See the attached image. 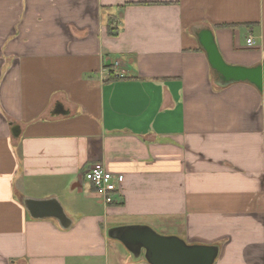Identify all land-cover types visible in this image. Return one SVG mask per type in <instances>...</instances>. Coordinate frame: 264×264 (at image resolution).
<instances>
[{
  "label": "crops",
  "instance_id": "0c3cea01",
  "mask_svg": "<svg viewBox=\"0 0 264 264\" xmlns=\"http://www.w3.org/2000/svg\"><path fill=\"white\" fill-rule=\"evenodd\" d=\"M202 28L264 62V0H0V264H148L107 237L135 225L264 264V95L214 86ZM50 199L68 227L25 204Z\"/></svg>",
  "mask_w": 264,
  "mask_h": 264
},
{
  "label": "water",
  "instance_id": "95a60500",
  "mask_svg": "<svg viewBox=\"0 0 264 264\" xmlns=\"http://www.w3.org/2000/svg\"><path fill=\"white\" fill-rule=\"evenodd\" d=\"M201 50L209 62L213 84L226 88L234 84H248L264 95V62L252 67L228 64L210 28H202L194 33ZM63 106L56 107V114H64ZM26 207L36 219L54 218L63 227H68L69 219L62 206L55 199L26 200ZM107 237L121 243L132 256L134 262L148 264H214L218 259V245H189L176 236H164L148 226H122L108 229Z\"/></svg>",
  "mask_w": 264,
  "mask_h": 264
},
{
  "label": "built area",
  "instance_id": "2783aa9c",
  "mask_svg": "<svg viewBox=\"0 0 264 264\" xmlns=\"http://www.w3.org/2000/svg\"><path fill=\"white\" fill-rule=\"evenodd\" d=\"M247 45H254L253 38L247 40ZM96 190L97 195L101 197L107 205L115 203V195L119 190L120 177L112 173L103 163H95L90 166L84 176Z\"/></svg>",
  "mask_w": 264,
  "mask_h": 264
},
{
  "label": "trees",
  "instance_id": "16d2710c",
  "mask_svg": "<svg viewBox=\"0 0 264 264\" xmlns=\"http://www.w3.org/2000/svg\"><path fill=\"white\" fill-rule=\"evenodd\" d=\"M110 24H112V22H110ZM111 30H112V29H111ZM111 30H109V31H110V33H112V32H111Z\"/></svg>",
  "mask_w": 264,
  "mask_h": 264
}]
</instances>
